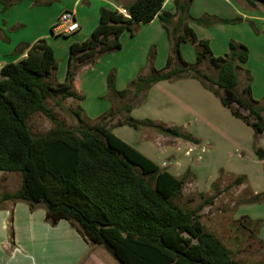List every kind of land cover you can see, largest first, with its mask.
<instances>
[{
    "label": "trees",
    "instance_id": "trees-1",
    "mask_svg": "<svg viewBox=\"0 0 264 264\" xmlns=\"http://www.w3.org/2000/svg\"><path fill=\"white\" fill-rule=\"evenodd\" d=\"M18 1L0 0L3 10ZM191 1L174 0V12L163 8L164 0H130L122 4L127 15L118 9L100 7L98 23L90 35L70 44L62 82L47 81L58 61L45 38L24 43L22 51L26 50V55L0 67V170L20 175L19 187L12 193L4 192L0 203L24 201L30 210L42 204L45 219L51 225L61 219L68 221L89 244L104 247L119 264H233L230 251L204 228L196 211L183 209L174 202L182 193L185 177H176L111 131L112 126L123 124L137 130L153 127L164 135L200 142L176 127L129 115L134 106L144 101L153 83L187 77L197 79L215 94L254 134L264 131V104L251 95L248 71L242 95L237 91L239 63L248 59L247 46L230 39L228 51L215 55L209 40L198 37L190 25L195 22L211 26L244 19L210 14L193 17L189 12ZM243 1L252 8L264 5V0ZM154 18L161 22L171 44L165 67L155 68V48L151 46L147 73H141V69L126 88H115L114 69L107 74V95L113 97L112 101L131 94L120 109L126 114L116 118L113 102L107 112L93 120L86 119L89 124L64 125L45 100L54 94L61 99L83 98L74 87L76 62L93 63L102 54L119 50L123 30L133 35L140 23ZM248 23L254 27L252 21ZM182 42L194 45L193 63L183 58ZM206 59L217 69L215 76L199 68ZM140 93H144L143 100L135 103L133 99ZM36 112L47 117L52 126L33 135L27 119ZM72 114L82 121L81 109ZM254 153L262 160L264 174V152L255 147ZM243 180L244 176H238L235 183ZM263 200L264 193H258L246 202ZM241 218L247 221L245 225L240 223L247 230H251V225L257 229L264 226L261 219L251 220L246 215Z\"/></svg>",
    "mask_w": 264,
    "mask_h": 264
},
{
    "label": "crops",
    "instance_id": "crops-1",
    "mask_svg": "<svg viewBox=\"0 0 264 264\" xmlns=\"http://www.w3.org/2000/svg\"><path fill=\"white\" fill-rule=\"evenodd\" d=\"M243 2L192 0L189 12L193 17L210 14L221 18L242 17L244 21L217 23L203 28H198L199 24L195 22H190V25L197 36L207 38L209 44L221 38L222 53L215 55H223L229 49V40L233 37L230 38L232 35L227 34L225 30L244 26L248 39L258 43L254 51L264 68V5L252 8L244 6ZM236 3L239 6H236ZM102 6L123 10L122 4L117 0H20L4 10L0 2V67L24 57V43H33L39 38L47 40L57 58L53 43L67 38L63 41L68 49L66 63L63 65L65 69L57 72L60 67L58 63L52 73L55 82H62L67 69L70 44L81 42L90 35L98 23L99 9ZM163 8L174 12V0H164ZM64 10L74 11L79 23L78 29L67 34L68 37L63 36L65 33H62L56 24L58 16ZM257 12L260 15H257ZM247 21L255 24L258 33L252 31ZM119 41V50L106 52L93 63L84 62L75 71L74 87L78 94L83 95L78 101L83 118L86 115L97 118L111 107L112 103L104 98L107 93L106 78L111 69L115 71V88L122 90L136 77L139 70H145L147 52L151 46L156 48L153 64L157 69L165 67L171 51L167 32L157 18L140 23L133 35L129 30H123ZM237 42H242L248 48V59L239 63L238 79L241 74L245 77L246 71H249L252 75L251 94L261 99L254 92L257 77L256 68L251 66V45L243 40ZM185 43H180L181 54L187 62L193 63L196 54L191 51V57H186L183 52ZM160 45L163 47L162 51ZM252 45L254 47V44ZM114 101L116 115L124 116L126 113L120 110L124 102L119 101V98ZM129 114L139 120L150 119L165 127H178L200 142L193 144L184 140L174 146L171 144L170 135L148 127L137 130L124 124L111 127L115 136L160 166H165L176 177H180L189 167L193 171L199 192L209 191L218 177L220 167L228 175L244 176V180L238 185L239 190H249V194L241 201L239 217L246 215L251 220L261 219L264 222V200L246 202L252 195L264 193L262 160L254 153L255 147H260L264 152V131L254 134L248 125L234 117L229 109L220 103L215 94L204 88L197 79L190 77L153 83L147 90L144 101L133 107ZM262 117L264 119V111ZM11 174H17L20 180L18 173L0 170V197L4 192H14L20 185L19 181L12 192L3 190L4 185L9 183L6 182L11 179ZM260 229V236L264 240V226ZM96 246L100 245L89 244L64 219L51 225L45 219V208L42 204L30 210L24 201L5 200L0 203V264H113L112 259L109 261L104 252Z\"/></svg>",
    "mask_w": 264,
    "mask_h": 264
},
{
    "label": "rangeland",
    "instance_id": "rangeland-1",
    "mask_svg": "<svg viewBox=\"0 0 264 264\" xmlns=\"http://www.w3.org/2000/svg\"><path fill=\"white\" fill-rule=\"evenodd\" d=\"M117 1L120 4H125V3H128L130 0H117ZM237 5L238 3H236V6ZM243 5L247 7V4H245V2H243ZM258 11L260 12L259 9ZM259 12H257V15H260ZM246 23H248V21ZM257 25H261V24L257 23ZM201 26L198 25V28H203V26L202 27ZM249 26L252 29V31H254V33H258L257 32L258 30L256 29L255 24H254V27H252L250 24ZM204 27H210V26H204ZM262 28H264V24L262 25ZM225 31L227 32V34H230V36L232 35L230 38L233 37L234 39L233 38L232 39L235 41L243 40L246 43L247 42L250 43L251 48L253 50L251 66L254 69L256 68L255 72H256V77H257L254 92L256 95H259V98H261V99H258L260 100V103L264 104V97H262V95L264 94L262 93L264 89V79H263L264 68H262V65H260V60H259L260 58L258 57V54H256L254 51L257 49L256 45H258V43H253L252 40L248 39V36H247L248 32H246V28L244 26H239V27L234 26L232 28H227ZM63 36L68 37L67 34H64ZM244 37L246 39H244ZM66 39H63L62 41L61 40L55 41L53 43V46L56 49L57 56H58L57 61L58 63H60V67L57 70V72L62 71L64 68L63 65H65L66 63V58H67L66 55L68 54V49H67V44L63 42ZM252 44H254V47ZM185 45L186 46H184L183 52L186 57H191L190 56L191 51L194 55L196 54V49L192 43L186 42ZM210 46L214 54L222 53L220 52V50L222 49L221 38H217L215 41H211ZM160 48L162 51L163 47L161 45H160ZM148 52H149V49H148ZM148 52H147V55H148ZM174 62H176L175 59H174ZM77 63H79L78 67L82 65V63L80 62H77ZM199 68H201L202 70L206 71L207 73L213 76H215L217 72V69L210 64L208 59L204 60L199 65ZM139 73H140V70L138 71L136 76ZM142 73L146 74L147 69L145 68V70L142 71ZM248 73L251 77L250 79V85H251L252 75L249 71ZM246 78H247V74L245 73V77L242 76L241 74L238 79L237 91L239 92L240 95H242V87L247 81ZM47 81L53 84L56 83L52 75L47 78ZM143 94L144 93H140L137 97L133 99V101L135 103L142 101ZM251 95L253 98L257 99L254 96V94H251ZM104 98L108 100L110 103L115 102L114 100L112 101L113 97L108 96L107 93ZM130 98H131V94L127 95L124 98H119V101H122V103L127 102ZM45 101H46V105L53 109L57 118L64 125L68 127H75L77 125H86V124H89L86 121V119L87 120L95 119V118H90L88 115H86V117L84 118L82 117V121H78V119L72 114V111L75 109H78V108L81 109V108L78 105V100L72 97L61 99L59 94H54V95H49ZM108 110H106L105 112H107ZM122 116L123 115L121 114V117ZM117 117H120V115H117L116 118ZM116 118L113 119L110 123L113 124L116 121ZM27 123L33 135L41 134L47 131L52 126V123L48 120V118L45 117L40 112L33 113L27 119ZM148 128L154 129L153 127H148ZM249 129L251 128L249 127ZM181 132H184V131H181ZM170 137H171L172 145L178 144L181 141L186 140L184 138H182V140L175 139V138H181V137H174V136H170ZM190 142L193 144H196L195 142H192V141ZM163 168H166V167L164 166ZM181 176L185 177L184 185L182 188V193L174 199V202L183 209L196 211V213L200 216L201 222L204 224V228L207 231L212 232L215 235V237L230 251L233 264H264V240L260 236V232L262 231L260 229L261 226L259 227V229H257L256 227L254 228V225H251L250 226L251 230H247L241 226V224L243 223L244 225L248 224L245 219L243 218L239 219V206L241 204V201H243V199H245L246 196L249 194V190H246V189L239 190V186H238L239 184L235 183V179L238 176L235 177L230 174L228 175L224 171L223 172L218 171V177L215 180L214 184L210 186L208 192H204V193L199 192V189L196 186V182L194 180L193 171L189 167H187V169ZM10 180L6 182V183L9 182V183L7 185H4L3 190H11L9 192H12L13 190H15L14 189L15 186L20 181L19 176L17 174H11ZM210 197H211V200H210ZM208 200L210 201L207 202ZM96 247L100 251L104 252V254L108 257L107 259L109 261L112 259L113 264H119L114 258H112L111 254L104 247L102 246H96ZM87 260H90V259H87Z\"/></svg>",
    "mask_w": 264,
    "mask_h": 264
},
{
    "label": "built area",
    "instance_id": "built-area-1",
    "mask_svg": "<svg viewBox=\"0 0 264 264\" xmlns=\"http://www.w3.org/2000/svg\"><path fill=\"white\" fill-rule=\"evenodd\" d=\"M120 12L127 15L123 9ZM56 24L61 28L62 33L70 34L76 31L79 27V23L76 19L75 13L72 10H64L58 16Z\"/></svg>",
    "mask_w": 264,
    "mask_h": 264
}]
</instances>
